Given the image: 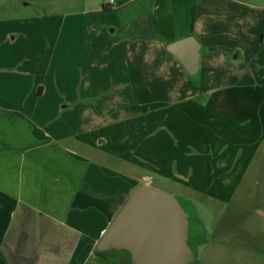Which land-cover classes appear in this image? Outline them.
Here are the masks:
<instances>
[{"label": "crops", "instance_id": "0c3cea01", "mask_svg": "<svg viewBox=\"0 0 264 264\" xmlns=\"http://www.w3.org/2000/svg\"><path fill=\"white\" fill-rule=\"evenodd\" d=\"M106 1V12L99 0L90 5L91 14L110 20V36L97 37L107 44L98 59L103 70L90 66L88 89L78 88L77 103L88 104L38 107L43 88L15 68L26 52L16 57V38L0 39V61L8 67L0 66V264H127L122 254L99 261L94 249L132 191L152 185L150 172L176 184L183 178L185 188L225 204L217 241L243 239L237 228L248 216L264 221V207L237 197L240 190H264L229 182L244 177L245 157L262 154L264 167V59L252 46L247 59L239 47L232 57L220 44L232 28L243 31L244 50L256 33L264 40V20L256 31L264 0ZM188 36L200 46L198 86L165 51ZM236 64L248 69L228 72L229 80L252 86L238 95L246 101L226 109L231 82L224 81V66ZM102 81L103 106L92 100ZM161 131L169 143L163 157ZM192 147L199 152L191 154Z\"/></svg>", "mask_w": 264, "mask_h": 264}, {"label": "rangeland", "instance_id": "374dc122", "mask_svg": "<svg viewBox=\"0 0 264 264\" xmlns=\"http://www.w3.org/2000/svg\"><path fill=\"white\" fill-rule=\"evenodd\" d=\"M93 1L95 0H0V34L3 33L0 39L3 38L4 34L8 38L14 36L16 39L12 41V45L15 48L16 57L26 52L21 61L16 62L15 68L29 74L31 86L35 87L34 85H36L43 88L44 96L39 100L38 107L60 109L65 105L88 104L87 100H80V103H77L78 88L83 92L88 89L87 79L90 76L87 75L90 66L95 65L97 72L103 70V65L99 63L98 59L102 58L101 51L107 48V44L104 42L105 39H97V37L100 35L110 36L107 31L110 20L103 13L106 12L103 6L107 4V1L99 0L103 12L98 15H93L90 12V5ZM263 20L264 18L260 16L256 17L257 32L263 30V28L258 29ZM94 28L97 33L93 30ZM238 33L243 34V31L239 28H232L231 34H229L230 39L225 37L223 39L226 43H232L228 45L223 42L220 43L226 48L225 54H230L233 57L238 50H234V52L231 49L237 46L244 58L248 59L252 46L255 48V57L262 61L264 59L263 35L256 33V41L250 42L247 49L244 50L242 48L245 43ZM0 66L8 68L2 61H0ZM240 69H248V67L243 64L224 66L226 71L224 81L231 82L230 86L224 87L228 89L227 94L231 93L230 97L223 99V105L226 109L232 108L233 102L246 101V98L238 97V95L247 92L250 90L248 87L252 86L249 83L229 80L231 75L227 73ZM261 69L264 72V68ZM6 72L9 70L6 69ZM200 75L198 73L192 78L188 76H184V78L190 85L198 86L201 84ZM83 78L84 80H82ZM105 92H107V83L104 81L102 83L96 82V89L92 92L95 95V98L92 99L93 103L103 106L106 99H104ZM33 102L35 104L36 101ZM28 104L31 105V103ZM169 130L171 132V129ZM164 131H161L158 136L161 141L160 154L162 157L169 152L167 151L169 149L168 140L163 136ZM225 133L227 132L225 131ZM198 152L195 147L191 148V154ZM240 172L244 177L242 176L243 178L237 181L236 179L230 180L231 187H236L238 190L242 187H248L254 192L264 190L262 154L257 153L253 157L241 159ZM148 175L152 177V186L173 195L181 202L188 214L191 211L193 215L191 218L192 221L195 220L196 227L200 229L201 226V229L204 230L205 241L200 248L197 246L199 264L264 263L262 256L264 253V221L248 216V218L241 220L239 228H237L243 239L238 240V242L237 239L233 241L229 238L225 242L217 241V224L225 204L214 200L211 197L213 195L205 198L195 191L185 188L182 186L183 178L177 180L180 184H176L173 179L167 177H159L151 172ZM237 197L243 198L242 200L247 206L264 207V195L262 193L244 195L240 190ZM191 205H194L196 209H193ZM230 213L231 210H228V214ZM228 226H230L229 230L232 233L233 227L230 223ZM195 244L197 245L198 242ZM244 252H251V254L247 255ZM257 254H259V258H257Z\"/></svg>", "mask_w": 264, "mask_h": 264}, {"label": "water", "instance_id": "95a60500", "mask_svg": "<svg viewBox=\"0 0 264 264\" xmlns=\"http://www.w3.org/2000/svg\"><path fill=\"white\" fill-rule=\"evenodd\" d=\"M165 51L188 77L198 74L200 46L192 36L169 43ZM191 216V211L188 214L173 195L140 184L105 230L94 252L124 253L127 264H193L195 256L189 246Z\"/></svg>", "mask_w": 264, "mask_h": 264}, {"label": "trees", "instance_id": "16d2710c", "mask_svg": "<svg viewBox=\"0 0 264 264\" xmlns=\"http://www.w3.org/2000/svg\"><path fill=\"white\" fill-rule=\"evenodd\" d=\"M261 84L264 85V80L261 82ZM190 222L192 224V230H191V233H190V236H189V246H191L190 241H192V240L193 241L194 240L197 241L198 244H203L204 241H205L204 240L205 236L203 235V232L198 227H196L197 224H196L195 221L190 220ZM119 254H122L127 259V256L124 253H121V252H104V253H101V254H97V259L99 261H103L102 258L110 257V256H114V255H119ZM194 264H199L198 260L195 259Z\"/></svg>", "mask_w": 264, "mask_h": 264}, {"label": "flooded vegetation", "instance_id": "af4514ba", "mask_svg": "<svg viewBox=\"0 0 264 264\" xmlns=\"http://www.w3.org/2000/svg\"><path fill=\"white\" fill-rule=\"evenodd\" d=\"M195 242H197V241H190V244H191V248H192V250H193V253H194V256H195V259L197 260V246L200 248V246H202V244H195ZM195 262V261H194ZM194 262H193V264H194Z\"/></svg>", "mask_w": 264, "mask_h": 264}, {"label": "built area", "instance_id": "2783aa9c", "mask_svg": "<svg viewBox=\"0 0 264 264\" xmlns=\"http://www.w3.org/2000/svg\"><path fill=\"white\" fill-rule=\"evenodd\" d=\"M111 3H112V0L109 1V4H111Z\"/></svg>", "mask_w": 264, "mask_h": 264}]
</instances>
